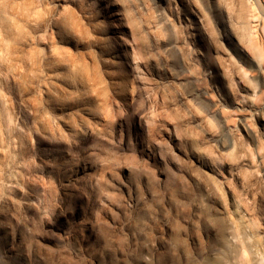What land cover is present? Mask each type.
Masks as SVG:
<instances>
[{
  "label": "rangeland",
  "instance_id": "1",
  "mask_svg": "<svg viewBox=\"0 0 264 264\" xmlns=\"http://www.w3.org/2000/svg\"><path fill=\"white\" fill-rule=\"evenodd\" d=\"M0 264H264V0H0Z\"/></svg>",
  "mask_w": 264,
  "mask_h": 264
}]
</instances>
